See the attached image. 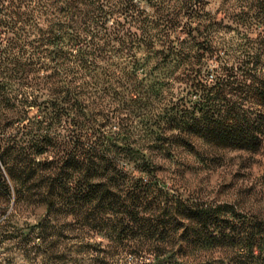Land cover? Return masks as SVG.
Returning <instances> with one entry per match:
<instances>
[{
  "label": "trees",
  "instance_id": "trees-1",
  "mask_svg": "<svg viewBox=\"0 0 264 264\" xmlns=\"http://www.w3.org/2000/svg\"><path fill=\"white\" fill-rule=\"evenodd\" d=\"M240 13L218 19L205 0H0L16 47L45 15L41 62L0 53L41 63L51 89L40 118L24 98L0 132V232L14 239L0 264L14 251L30 264H264V177L225 200L187 184L229 150H264V46L252 57L210 39Z\"/></svg>",
  "mask_w": 264,
  "mask_h": 264
},
{
  "label": "rangeland",
  "instance_id": "rangeland-1",
  "mask_svg": "<svg viewBox=\"0 0 264 264\" xmlns=\"http://www.w3.org/2000/svg\"><path fill=\"white\" fill-rule=\"evenodd\" d=\"M259 2L260 0H205L206 10L218 19L224 16L226 10L239 12L241 8H245L247 12L246 14L240 13L234 18H226L223 26L210 36L212 44L216 46L226 44V48L234 51L233 54L259 56L261 48L264 46V21L258 18ZM44 19L45 15L41 14L38 16V27L34 26L29 32L21 33V43H18L17 47L11 44V38L15 34L0 25V44L4 48H11L13 53L23 55L25 60L29 57H35L40 58V60L37 59V62H41L44 52H46V46L38 43L37 39L34 40V38L39 35L38 30L45 27ZM177 35L183 37L185 33L180 32ZM4 55L0 53V101H2L3 106L0 111V132H9L10 126L7 122L16 109L20 107L19 104L22 103V100L24 98L30 100L34 96L35 101L26 106V114L30 117L40 118L42 112L39 104L48 98L51 89L50 79L47 77L49 71H46L41 63L37 65L35 71H28L29 66H22V68L17 66L15 68L14 62L10 63L11 60L5 61L3 59ZM209 65L213 67L214 62L210 61ZM260 65L264 70V57ZM21 69H25V72H18ZM227 156L231 160L225 166L218 168L215 172H203L199 178H189L188 186L197 188L206 198L217 197L225 200L230 198L236 185L250 186L254 181L263 180L264 150L258 155L229 150ZM28 220L33 223L35 217L32 216ZM18 225L22 227V222H19ZM28 231L27 228L22 229L24 233ZM2 233L0 232V256L14 245V239L6 238ZM12 255L14 256V264H30L18 252L14 251Z\"/></svg>",
  "mask_w": 264,
  "mask_h": 264
}]
</instances>
